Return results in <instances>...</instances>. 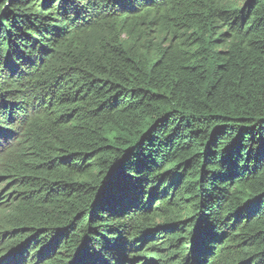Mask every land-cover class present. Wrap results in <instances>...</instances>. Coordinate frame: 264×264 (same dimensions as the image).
Listing matches in <instances>:
<instances>
[{"label":"trees","instance_id":"1","mask_svg":"<svg viewBox=\"0 0 264 264\" xmlns=\"http://www.w3.org/2000/svg\"><path fill=\"white\" fill-rule=\"evenodd\" d=\"M0 220L3 264H264V0H0Z\"/></svg>","mask_w":264,"mask_h":264},{"label":"rangeland","instance_id":"2","mask_svg":"<svg viewBox=\"0 0 264 264\" xmlns=\"http://www.w3.org/2000/svg\"><path fill=\"white\" fill-rule=\"evenodd\" d=\"M3 226H7V223L5 222V221H1L0 220V232H3L2 231V227ZM4 231H7V229H4ZM2 236V234L0 233V237ZM4 238L6 239L7 238V236H4ZM0 244H1V242H0ZM6 261V260H5ZM4 260L3 261H0V264H3V262H5Z\"/></svg>","mask_w":264,"mask_h":264},{"label":"water","instance_id":"3","mask_svg":"<svg viewBox=\"0 0 264 264\" xmlns=\"http://www.w3.org/2000/svg\"><path fill=\"white\" fill-rule=\"evenodd\" d=\"M82 246H83V244H81L76 250H74V255L73 256L76 257L78 252L81 250ZM74 258H73V260L70 259V261H69L70 263L68 262L67 264H76V261L74 260Z\"/></svg>","mask_w":264,"mask_h":264}]
</instances>
